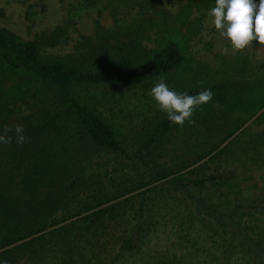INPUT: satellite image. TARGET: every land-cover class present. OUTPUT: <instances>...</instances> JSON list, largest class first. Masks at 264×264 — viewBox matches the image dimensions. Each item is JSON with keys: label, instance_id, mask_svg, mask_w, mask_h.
Masks as SVG:
<instances>
[{"label": "trees", "instance_id": "1", "mask_svg": "<svg viewBox=\"0 0 264 264\" xmlns=\"http://www.w3.org/2000/svg\"><path fill=\"white\" fill-rule=\"evenodd\" d=\"M81 2L90 6L98 0ZM127 5L136 13L126 25L113 7L112 26L96 23L93 34L63 55L42 53L39 40H24L0 26V135L12 137L0 144V262L264 264V186L252 180L258 173L264 182V57L256 62L246 54L220 57L216 67L190 57L189 42L203 29L215 0H183L176 13L157 9L153 0ZM68 27L43 33L44 43L66 40ZM145 41L155 46L147 48ZM201 66L219 77L183 92L212 91L207 103L229 116L220 142L192 146L178 166L164 168L154 179L139 176L128 184L114 175L103 179L93 154L123 152L119 129L90 94L80 98L76 91L134 86ZM24 103L28 112L19 107ZM208 104L194 114L214 117ZM249 120L263 128L243 127ZM17 125L23 128L22 147L16 145ZM178 126L162 117L146 129L143 148ZM235 149L250 174L238 177L236 168L229 169ZM210 161L220 166L205 172ZM190 185L207 196L194 197ZM180 190L185 198L178 197ZM165 197L178 207L172 214L176 247L150 257L148 243L160 224L157 206Z\"/></svg>", "mask_w": 264, "mask_h": 264}, {"label": "rangeland", "instance_id": "2", "mask_svg": "<svg viewBox=\"0 0 264 264\" xmlns=\"http://www.w3.org/2000/svg\"><path fill=\"white\" fill-rule=\"evenodd\" d=\"M129 2L131 0H121V2L98 0L95 5L83 6L81 0H0V26L11 29L24 40H39L42 53L63 55L73 51L78 40L93 34L96 23L98 26L107 28L112 26L114 24L111 14L113 7L118 9L117 16L120 23L126 25L136 13V8L129 9L127 5ZM153 3L157 9L163 8L170 13H176L183 0H153ZM205 13L203 29L189 42L188 53L194 61L216 67L220 57L229 58L236 54H246L253 62L264 57V44L258 43L256 40L250 42L242 50L233 49L230 41L220 36L219 31L215 29L214 18L209 14L210 10ZM64 24L69 26L67 39L57 45H46L43 41V33ZM151 37H155V34L152 33ZM144 45L147 48L155 46L153 41H145ZM193 66H195L194 63ZM201 67L192 71L186 69L183 74L175 73L166 78L148 80L134 86H100L88 91L85 89L76 91L80 98H83L82 96L85 94H90L93 102L98 104L101 113L114 122L119 129L123 152L95 151L93 154L95 170L104 176L103 179L114 175L116 180L123 184L129 183L127 179H137L139 176L142 180L154 179L164 168L178 166L192 146L220 142L222 136L225 135L222 127H225L224 123L229 122V116L226 117L223 114L220 106L206 103L204 106L208 104L209 107L216 110L214 117H209L204 113L195 115L194 112L202 107L200 105L183 126H178L164 139L150 145L148 149L143 148L146 129L152 128L162 117L167 116V113L159 109L150 95V89L163 81L170 89L183 92L187 88L202 84L203 80L213 82L219 77L214 74L215 71H208L204 66ZM19 107L23 112L30 110L29 105L25 103L20 104ZM243 127L250 131H260L263 128L262 125L253 124L251 120L247 121ZM232 137L221 142L218 148L225 145ZM235 152L229 153V169L236 168L234 170H237L238 177L250 174L247 172L248 166H244L241 162L244 155L239 150ZM207 159L208 157H205L202 161ZM97 162L100 164L97 165ZM195 165L198 163L193 166ZM219 166L220 164L210 161L204 169L205 172H209ZM262 171L259 170L260 173ZM254 174L256 175L252 180H257L259 185L264 186L258 173ZM243 184L245 188L246 184H250V180ZM168 186L172 189V185L168 184ZM188 190L194 197L207 196L206 192L201 193L193 185H190ZM178 194H180L179 198H185L184 192L181 190ZM84 195L85 191L81 192L80 196ZM184 201L188 203L190 198L187 197V200L184 199ZM157 208L159 210L155 214V220H158L160 224L153 228L148 243L147 249L150 257L165 250L166 247H176L177 227L175 224H177V218H172V214L175 215L178 207L173 204L172 199L165 197L159 202ZM237 251V249L232 251V254L234 253L232 259L236 258Z\"/></svg>", "mask_w": 264, "mask_h": 264}, {"label": "clouds", "instance_id": "3", "mask_svg": "<svg viewBox=\"0 0 264 264\" xmlns=\"http://www.w3.org/2000/svg\"><path fill=\"white\" fill-rule=\"evenodd\" d=\"M209 14L214 18L215 29L230 41L233 49L242 50L253 40L264 44V0H215ZM150 95L159 109L167 113L170 123L183 126L198 106L212 99L213 93L210 89H204L190 95L170 89L161 81L150 89ZM14 133L17 147H22L25 143L21 135L23 128L17 125ZM11 142L12 137L0 135V144Z\"/></svg>", "mask_w": 264, "mask_h": 264}]
</instances>
